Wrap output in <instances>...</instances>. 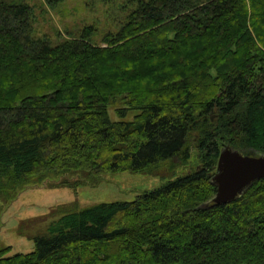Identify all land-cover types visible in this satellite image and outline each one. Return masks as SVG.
<instances>
[{"label": "trees", "instance_id": "1", "mask_svg": "<svg viewBox=\"0 0 264 264\" xmlns=\"http://www.w3.org/2000/svg\"><path fill=\"white\" fill-rule=\"evenodd\" d=\"M94 35L55 45L27 0H0V201L123 171L169 180L134 201L57 206L30 220H51L35 250L1 247L0 264H264V178L213 201L225 147L264 155V0H138Z\"/></svg>", "mask_w": 264, "mask_h": 264}, {"label": "rangeland", "instance_id": "2", "mask_svg": "<svg viewBox=\"0 0 264 264\" xmlns=\"http://www.w3.org/2000/svg\"><path fill=\"white\" fill-rule=\"evenodd\" d=\"M21 1V0H20ZM202 1V0H198ZM33 10L35 35L48 38L55 45L79 35L85 28L95 29L94 40L101 43L106 34L116 33L124 25L128 14L138 0H27ZM116 107L109 108L113 120H121ZM135 112L126 119L131 120ZM216 113H212L215 119ZM187 168L178 175H185L196 166L198 153ZM169 177L123 171L103 175L96 182H85L77 189L51 187L49 185L28 187L12 202L0 201V248L10 250L7 256L30 253L35 250L34 236L45 234L51 220L34 224L30 220L45 217L57 206L76 203L80 209L93 205L134 201L146 191L162 186ZM55 178L51 182H57ZM27 221V222H26ZM21 223H28L25 234L20 233ZM31 225V227H30Z\"/></svg>", "mask_w": 264, "mask_h": 264}, {"label": "water", "instance_id": "3", "mask_svg": "<svg viewBox=\"0 0 264 264\" xmlns=\"http://www.w3.org/2000/svg\"><path fill=\"white\" fill-rule=\"evenodd\" d=\"M264 178V155L251 156L231 147H225L218 160L217 173L213 182L217 193L216 205L235 201L254 182Z\"/></svg>", "mask_w": 264, "mask_h": 264}]
</instances>
